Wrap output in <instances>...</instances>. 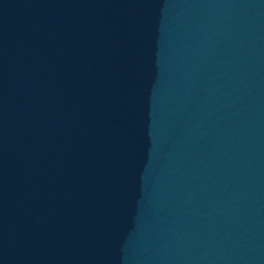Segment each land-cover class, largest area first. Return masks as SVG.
<instances>
[{
  "label": "water",
  "instance_id": "obj_1",
  "mask_svg": "<svg viewBox=\"0 0 264 264\" xmlns=\"http://www.w3.org/2000/svg\"><path fill=\"white\" fill-rule=\"evenodd\" d=\"M0 264H264V0H0Z\"/></svg>",
  "mask_w": 264,
  "mask_h": 264
}]
</instances>
